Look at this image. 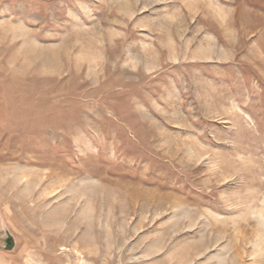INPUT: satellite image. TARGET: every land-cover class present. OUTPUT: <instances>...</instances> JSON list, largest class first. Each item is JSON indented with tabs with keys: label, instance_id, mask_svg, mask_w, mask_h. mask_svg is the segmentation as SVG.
<instances>
[{
	"label": "rangeland",
	"instance_id": "obj_1",
	"mask_svg": "<svg viewBox=\"0 0 264 264\" xmlns=\"http://www.w3.org/2000/svg\"><path fill=\"white\" fill-rule=\"evenodd\" d=\"M0 264H264V0H0Z\"/></svg>",
	"mask_w": 264,
	"mask_h": 264
}]
</instances>
